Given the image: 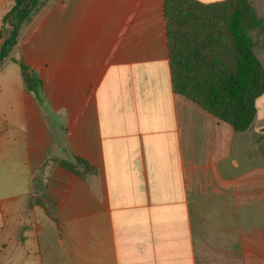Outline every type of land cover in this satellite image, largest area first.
Here are the masks:
<instances>
[{"label": "crops", "instance_id": "obj_1", "mask_svg": "<svg viewBox=\"0 0 264 264\" xmlns=\"http://www.w3.org/2000/svg\"><path fill=\"white\" fill-rule=\"evenodd\" d=\"M169 55L163 0H48L22 27L0 66V264H264V135L175 94Z\"/></svg>", "mask_w": 264, "mask_h": 264}, {"label": "trees", "instance_id": "obj_2", "mask_svg": "<svg viewBox=\"0 0 264 264\" xmlns=\"http://www.w3.org/2000/svg\"><path fill=\"white\" fill-rule=\"evenodd\" d=\"M47 1L13 0L4 20L10 35L0 48V66L18 44L22 27ZM163 11L174 93L236 132L249 130L257 116L256 100L264 94V68L255 55L247 19L249 1L163 0ZM257 24L262 26L261 21ZM12 60L24 76L30 72L23 58ZM27 88L40 95L35 79ZM76 162L88 167L79 158Z\"/></svg>", "mask_w": 264, "mask_h": 264}, {"label": "rangeland", "instance_id": "obj_3", "mask_svg": "<svg viewBox=\"0 0 264 264\" xmlns=\"http://www.w3.org/2000/svg\"><path fill=\"white\" fill-rule=\"evenodd\" d=\"M43 2L44 0H39ZM204 3H214L223 0H199ZM249 1V12L247 19L250 29V35L255 43L254 52L260 63L264 68V0H248ZM261 21L262 26L257 23ZM17 58H22L18 56ZM257 116L250 127L249 133L251 134L254 130L259 129L261 135H264V94L256 100Z\"/></svg>", "mask_w": 264, "mask_h": 264}, {"label": "water", "instance_id": "obj_4", "mask_svg": "<svg viewBox=\"0 0 264 264\" xmlns=\"http://www.w3.org/2000/svg\"><path fill=\"white\" fill-rule=\"evenodd\" d=\"M31 77H32V73L29 72L27 73L24 78H23V82L26 84V85H29L31 83Z\"/></svg>", "mask_w": 264, "mask_h": 264}]
</instances>
